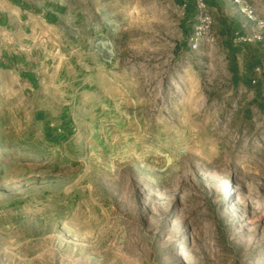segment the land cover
<instances>
[{"label":"rangeland","instance_id":"rangeland-1","mask_svg":"<svg viewBox=\"0 0 264 264\" xmlns=\"http://www.w3.org/2000/svg\"><path fill=\"white\" fill-rule=\"evenodd\" d=\"M244 1L0 0V264H264Z\"/></svg>","mask_w":264,"mask_h":264},{"label":"built area","instance_id":"built-area-1","mask_svg":"<svg viewBox=\"0 0 264 264\" xmlns=\"http://www.w3.org/2000/svg\"><path fill=\"white\" fill-rule=\"evenodd\" d=\"M233 4L237 7L239 13L246 18L248 21H255V10L254 8L246 3L244 0H232ZM208 18H205L207 21Z\"/></svg>","mask_w":264,"mask_h":264},{"label":"crops","instance_id":"crops-1","mask_svg":"<svg viewBox=\"0 0 264 264\" xmlns=\"http://www.w3.org/2000/svg\"><path fill=\"white\" fill-rule=\"evenodd\" d=\"M210 1H212V2H214L215 4H217V3H219V2H221L222 0H210ZM226 2H228V3H230L231 5H234L233 4V1L232 0H225ZM250 2V1H249ZM252 5H253V7L254 6H256V3L255 2H250ZM251 5V6H252ZM234 7L237 9V7L234 5ZM255 8V7H254ZM256 10V9H255ZM237 11H238V9H237ZM238 13H239V11H238ZM246 20V19H245ZM250 23V22H249ZM249 23L247 22V24L245 25L246 26V28L247 27H249Z\"/></svg>","mask_w":264,"mask_h":264}]
</instances>
